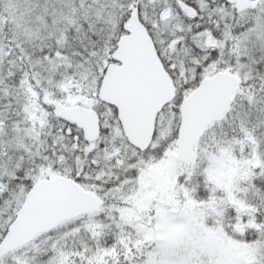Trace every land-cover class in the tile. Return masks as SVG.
Segmentation results:
<instances>
[{
    "label": "snow or ice",
    "instance_id": "snow-or-ice-1",
    "mask_svg": "<svg viewBox=\"0 0 264 264\" xmlns=\"http://www.w3.org/2000/svg\"><path fill=\"white\" fill-rule=\"evenodd\" d=\"M0 264H264V0H0Z\"/></svg>",
    "mask_w": 264,
    "mask_h": 264
}]
</instances>
